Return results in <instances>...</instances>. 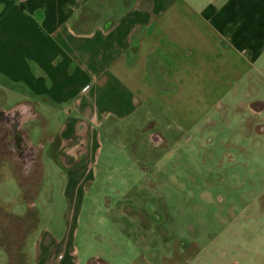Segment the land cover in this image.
I'll list each match as a JSON object with an SVG mask.
<instances>
[{"label":"crops","instance_id":"0c3cea01","mask_svg":"<svg viewBox=\"0 0 264 264\" xmlns=\"http://www.w3.org/2000/svg\"><path fill=\"white\" fill-rule=\"evenodd\" d=\"M263 57L264 0H0V80L21 95L7 114L23 113L19 131L34 118L44 121L36 146L23 134L36 151L31 165L65 166L69 178L100 164L111 138L139 152L144 135L165 143L162 131L215 124L242 86L246 96L235 107L260 114L256 94L247 100L264 79ZM56 108L65 116L51 114ZM74 245L44 246L56 264H82ZM98 245L104 254L112 246L108 260L87 264L184 261L151 254L122 260L119 241Z\"/></svg>","mask_w":264,"mask_h":264},{"label":"rangeland","instance_id":"374dc122","mask_svg":"<svg viewBox=\"0 0 264 264\" xmlns=\"http://www.w3.org/2000/svg\"><path fill=\"white\" fill-rule=\"evenodd\" d=\"M9 90L0 80L5 114L21 102ZM252 93L264 106V79L258 92L252 85L249 102ZM244 96L242 86L211 126L157 130L165 143L144 135L139 152L111 138L101 163L71 178L65 166L25 165L15 151V124L1 118L0 264H56L44 245L66 239L82 264L108 260L112 246L104 254L99 241H119L122 260L151 254L184 257L182 264H264V133L255 129L264 132V108L237 110ZM37 120L20 129L33 147L44 127Z\"/></svg>","mask_w":264,"mask_h":264},{"label":"water","instance_id":"95a60500","mask_svg":"<svg viewBox=\"0 0 264 264\" xmlns=\"http://www.w3.org/2000/svg\"><path fill=\"white\" fill-rule=\"evenodd\" d=\"M11 114H5V112L2 111L0 112V119L3 118L4 121L6 122L14 121L16 123L17 127L14 130L15 139H16L15 151H17L20 157L22 158V160L26 162V165H31L33 160H31V158L28 157L30 155L29 146L26 143L24 136L19 131V127H21L22 121L25 119V117H23L22 112L21 114L17 112L16 115L17 114L18 115L15 117L14 115L12 116Z\"/></svg>","mask_w":264,"mask_h":264}]
</instances>
